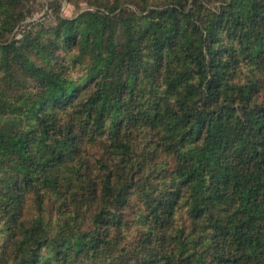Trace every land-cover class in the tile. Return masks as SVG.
I'll use <instances>...</instances> for the list:
<instances>
[{
    "label": "trees",
    "instance_id": "trees-1",
    "mask_svg": "<svg viewBox=\"0 0 264 264\" xmlns=\"http://www.w3.org/2000/svg\"><path fill=\"white\" fill-rule=\"evenodd\" d=\"M29 1L0 0V264H264V0L17 38Z\"/></svg>",
    "mask_w": 264,
    "mask_h": 264
},
{
    "label": "rangeland",
    "instance_id": "rangeland-1",
    "mask_svg": "<svg viewBox=\"0 0 264 264\" xmlns=\"http://www.w3.org/2000/svg\"><path fill=\"white\" fill-rule=\"evenodd\" d=\"M29 5L32 14L16 27L14 32L17 33V38L22 37L23 32L35 24H54L58 15L74 17L89 7L85 0H81L79 4L68 0H30Z\"/></svg>",
    "mask_w": 264,
    "mask_h": 264
}]
</instances>
